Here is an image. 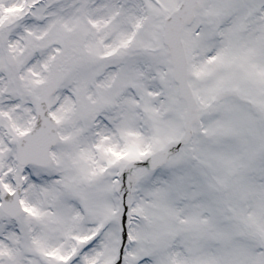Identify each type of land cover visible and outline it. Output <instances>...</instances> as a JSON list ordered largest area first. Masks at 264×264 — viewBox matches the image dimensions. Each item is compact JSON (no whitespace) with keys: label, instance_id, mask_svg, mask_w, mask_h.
<instances>
[{"label":"snow or ice","instance_id":"obj_1","mask_svg":"<svg viewBox=\"0 0 264 264\" xmlns=\"http://www.w3.org/2000/svg\"><path fill=\"white\" fill-rule=\"evenodd\" d=\"M0 264H264V0H0Z\"/></svg>","mask_w":264,"mask_h":264}]
</instances>
